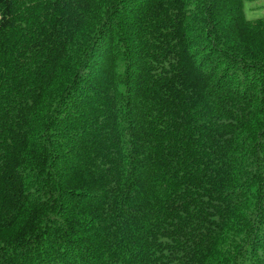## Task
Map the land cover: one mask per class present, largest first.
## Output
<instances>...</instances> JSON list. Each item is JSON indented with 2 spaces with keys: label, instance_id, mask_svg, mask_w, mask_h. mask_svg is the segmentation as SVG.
<instances>
[{
  "label": "trees",
  "instance_id": "trees-1",
  "mask_svg": "<svg viewBox=\"0 0 264 264\" xmlns=\"http://www.w3.org/2000/svg\"><path fill=\"white\" fill-rule=\"evenodd\" d=\"M255 0H0V264H264Z\"/></svg>",
  "mask_w": 264,
  "mask_h": 264
},
{
  "label": "rangeland",
  "instance_id": "rangeland-1",
  "mask_svg": "<svg viewBox=\"0 0 264 264\" xmlns=\"http://www.w3.org/2000/svg\"><path fill=\"white\" fill-rule=\"evenodd\" d=\"M250 5H255V10L247 9L248 16L255 18L264 15V0H255Z\"/></svg>",
  "mask_w": 264,
  "mask_h": 264
}]
</instances>
